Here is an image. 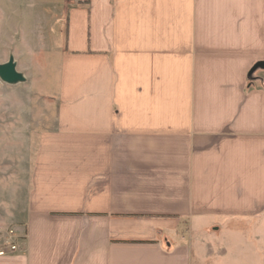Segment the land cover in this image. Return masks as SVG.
<instances>
[{
	"label": "crops",
	"instance_id": "crops-1",
	"mask_svg": "<svg viewBox=\"0 0 264 264\" xmlns=\"http://www.w3.org/2000/svg\"><path fill=\"white\" fill-rule=\"evenodd\" d=\"M61 15L54 125L0 264H264V0Z\"/></svg>",
	"mask_w": 264,
	"mask_h": 264
},
{
	"label": "rangeland",
	"instance_id": "rangeland-1",
	"mask_svg": "<svg viewBox=\"0 0 264 264\" xmlns=\"http://www.w3.org/2000/svg\"><path fill=\"white\" fill-rule=\"evenodd\" d=\"M83 2L0 0V63L12 56L25 77L15 84L0 80V247L9 229L17 234L15 215L23 204L39 136L54 125L61 10L67 3Z\"/></svg>",
	"mask_w": 264,
	"mask_h": 264
},
{
	"label": "water",
	"instance_id": "water-1",
	"mask_svg": "<svg viewBox=\"0 0 264 264\" xmlns=\"http://www.w3.org/2000/svg\"><path fill=\"white\" fill-rule=\"evenodd\" d=\"M25 77L17 71L16 63L12 56L7 61L0 63V80L7 84H15L24 81Z\"/></svg>",
	"mask_w": 264,
	"mask_h": 264
},
{
	"label": "built area",
	"instance_id": "built-area-1",
	"mask_svg": "<svg viewBox=\"0 0 264 264\" xmlns=\"http://www.w3.org/2000/svg\"><path fill=\"white\" fill-rule=\"evenodd\" d=\"M17 238H19V236H17L15 231L9 229L6 233V241L0 249V255L20 252L22 250V244L17 242Z\"/></svg>",
	"mask_w": 264,
	"mask_h": 264
}]
</instances>
